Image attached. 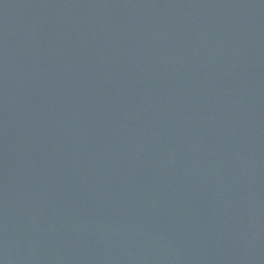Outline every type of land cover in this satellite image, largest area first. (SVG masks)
I'll return each instance as SVG.
<instances>
[{
    "label": "water",
    "instance_id": "95a60500",
    "mask_svg": "<svg viewBox=\"0 0 264 264\" xmlns=\"http://www.w3.org/2000/svg\"><path fill=\"white\" fill-rule=\"evenodd\" d=\"M0 264H264V0H0Z\"/></svg>",
    "mask_w": 264,
    "mask_h": 264
}]
</instances>
